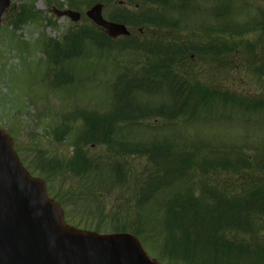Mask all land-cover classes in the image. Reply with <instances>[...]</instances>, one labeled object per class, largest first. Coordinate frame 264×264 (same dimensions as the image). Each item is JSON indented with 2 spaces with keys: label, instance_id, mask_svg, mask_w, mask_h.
Instances as JSON below:
<instances>
[{
  "label": "trees",
  "instance_id": "trees-1",
  "mask_svg": "<svg viewBox=\"0 0 264 264\" xmlns=\"http://www.w3.org/2000/svg\"><path fill=\"white\" fill-rule=\"evenodd\" d=\"M69 1L72 8L85 3L107 2ZM172 1L142 0L135 4L143 9L149 5L165 7ZM176 1L189 3L193 0ZM159 11H153L151 19L146 20L151 21L146 27L158 31L157 37L162 29H168ZM19 13L11 22L14 28L23 24L28 16L24 9ZM212 14L213 20L216 21V17L218 20L219 14L214 11ZM220 14L222 32H217L215 38L208 40L211 43L204 45L185 40L175 44L161 41L141 49L126 45L109 47L102 31L92 25L63 38V47L68 49L62 53L61 61L52 60L53 65L63 66L84 56L83 50L90 43L99 45L97 50L100 51L113 49L144 55L141 69L127 71L113 84L119 110L101 116L80 113L68 124H63L56 141L72 136L73 154L70 157L53 162L48 160L51 152H42L45 156L42 163L39 161L40 173L45 176L48 194L63 207L64 217L70 224H85L81 216L77 223L70 220L74 210L82 207L87 219L96 223L94 229L101 230L108 224L113 232H130L144 245L157 246L159 262L264 264V146L256 145L249 155L241 147L224 144L211 149L206 143L190 142L179 149L168 141H154L147 145L129 144L125 148L114 140L123 123L154 122L156 119H162L166 124L180 119L186 122L202 111L208 113L214 104L235 106L244 115L264 113V9L249 13L247 20L238 25L233 21L242 16L240 12L222 5ZM146 21L132 25L140 26ZM250 35L253 39L245 41ZM239 39V43L236 42ZM217 43L220 44L218 49L213 46ZM58 46L55 42L48 43V47L60 53ZM76 47V53L69 54ZM189 55L199 62L211 60L216 69L223 68L226 61L234 57L238 61L235 65L246 76L257 80L263 90L260 94H244L213 87L195 72L198 66H194L195 70L180 68L179 62L192 61ZM132 67H138V64ZM134 83L138 88L131 85L129 91H121L122 86L125 88ZM145 85H156L157 89L147 92ZM154 95L158 96V104L147 105L144 99L150 100ZM77 124L79 131L74 129ZM91 145L104 146L107 154L101 156L84 151ZM124 156L145 158L150 168L128 171L126 161L122 160ZM60 170L73 174L67 178L79 187L64 188V180L57 187L52 177ZM233 177H237L234 183L231 182ZM115 192L118 194L116 205L105 212L107 198ZM119 200L123 205L118 203ZM155 203L160 204L158 208H153ZM155 213L160 216H154Z\"/></svg>",
  "mask_w": 264,
  "mask_h": 264
},
{
  "label": "rangeland",
  "instance_id": "rangeland-1",
  "mask_svg": "<svg viewBox=\"0 0 264 264\" xmlns=\"http://www.w3.org/2000/svg\"><path fill=\"white\" fill-rule=\"evenodd\" d=\"M47 1L50 0H10L11 10L14 13L18 12L20 6L32 3L33 10L38 15L29 22L24 21V24L16 29L3 23L0 26V129L12 131V144L26 159L27 156L34 155L33 153L37 150L55 153L58 158L70 157L73 151V146H70L72 136L57 142L53 140L52 129L60 124V117L68 113L74 115L73 113L76 114L79 110L82 112H104L111 107L112 100L108 103V98H110V86H112L115 76L127 73L124 67L138 64V67L135 68L137 70L140 65L139 63H130L131 58H125L123 53L118 56L115 52H97L87 44L86 49L83 50L84 56L73 61L71 65L64 66L63 69H61L62 65L56 63V69L59 71L53 74L52 66L46 60L48 56L45 57L41 46L43 40L59 42L68 29L86 27L90 22L84 16L86 6L79 5L72 10L68 8L66 0H53L52 4H47ZM118 1L107 0L106 5L116 6ZM131 1L137 2L138 0ZM230 1L233 4V10H238L242 6H247L251 10L264 6V0ZM191 3L192 7L187 12H181L182 23L179 26L186 28V32L181 31V37L202 38L201 34L195 31L196 28L198 29L200 27L198 25L208 18V11L216 4L221 3L218 0H193ZM129 8L134 10L130 5ZM113 9V7L104 8L103 17L107 19L109 12L112 13ZM53 10H75L80 13L81 18L78 23L74 24L66 17H57ZM177 14L175 12L174 15L177 16ZM246 20V16H240V18L234 19L233 24L238 25ZM212 36L216 35L212 34ZM252 39L253 36L250 35L244 40L250 42ZM239 41L240 39L236 40L238 43ZM69 54L72 55L73 52L71 51ZM52 55L53 58L60 59L58 53ZM133 57L135 60H142L139 54L135 53ZM191 59L190 63L179 62V65L182 64L180 68L191 69L192 67L195 70L194 66H198V72L195 70L198 75L214 86H221L223 90L231 89L244 94H260L263 90L257 80L246 76L245 72L235 65L238 61L234 57H231L228 62L226 61L223 68L218 67V69L209 59L207 62H199L194 56H191ZM229 62L231 64L227 66ZM71 75L73 76L70 84L72 86H69L67 91L60 88L53 89L54 84L66 82ZM131 85L138 88L137 83L127 84L125 88L121 87V91H129ZM144 89L147 92H154L157 86L145 85ZM156 100L157 98L153 100L154 103ZM145 102L149 105L150 100L145 99ZM154 103L153 107L156 104ZM213 107L208 113L202 111L196 118L186 122L184 119L167 124L160 119L155 123L152 121L135 122L132 126L121 127L122 129L117 133L115 139L143 145L150 144L151 141H170L177 148L190 142L194 144L206 143L212 147L211 149L222 147L224 144L228 147H241L249 155H252L249 152L256 145L264 146V113L253 112L244 115L235 106L218 107L214 104ZM79 128L77 124L74 129L79 131ZM30 136L35 137L33 143L28 140ZM94 147L95 145H91L83 150L101 156L107 153L104 146ZM122 160L126 161L128 171L150 168L145 158L135 156L134 159H128L124 156ZM71 176L74 175L60 170L52 178H55L53 181L57 187L62 184L63 180L66 185L64 188L67 186L79 187L72 179L67 178ZM235 180L237 177H233L231 182L234 183ZM117 196L118 194L115 192L107 198L105 212L111 210L110 206L116 205ZM118 203L123 205L120 200ZM159 205L155 203L153 208H158ZM81 208H76L72 215L74 217L70 216L71 222L77 223L81 219L79 218ZM86 215L82 214L86 226L81 225L78 228L94 231L96 223L87 219ZM159 216L158 213L157 217ZM105 227L107 228L108 225H103L101 229L106 230ZM143 246L148 257L155 258L153 253L156 252L157 246L153 245L150 250L147 246Z\"/></svg>",
  "mask_w": 264,
  "mask_h": 264
},
{
  "label": "water",
  "instance_id": "water-1",
  "mask_svg": "<svg viewBox=\"0 0 264 264\" xmlns=\"http://www.w3.org/2000/svg\"><path fill=\"white\" fill-rule=\"evenodd\" d=\"M0 0V21L9 8ZM102 5L86 16L111 38L128 35L121 25L102 19ZM71 21L79 13L66 11ZM0 264H157L130 234L100 235L68 227L61 208L46 196L40 179L32 178L13 152L10 137L0 131Z\"/></svg>",
  "mask_w": 264,
  "mask_h": 264
},
{
  "label": "flooded vegetation",
  "instance_id": "flooded-vegetation-1",
  "mask_svg": "<svg viewBox=\"0 0 264 264\" xmlns=\"http://www.w3.org/2000/svg\"><path fill=\"white\" fill-rule=\"evenodd\" d=\"M120 6H121V4H120ZM128 13H129L128 10L123 9V8H118V9L112 11L111 16L112 15L114 16L115 14L117 16H118V14H123L124 15V19H126V21H129V20L131 21L133 19L139 20L141 18V16H143V15H140V16L137 15L136 17H134V16H131ZM126 28L129 29L130 32H132V35H131L132 39L131 40H133V42H136L138 44L145 43V42H148V43L152 42V40L149 39L148 36H146V37L143 36L144 35V30L143 29H139V28L133 29L131 26L130 27L126 26ZM177 31L181 32V28L178 27V29L176 31H173V32H177ZM139 36H141V37H139ZM174 37H175V33H173L171 38L174 39Z\"/></svg>",
  "mask_w": 264,
  "mask_h": 264
}]
</instances>
